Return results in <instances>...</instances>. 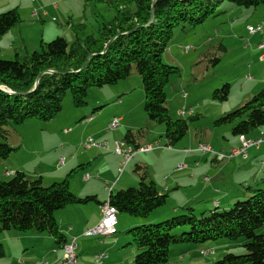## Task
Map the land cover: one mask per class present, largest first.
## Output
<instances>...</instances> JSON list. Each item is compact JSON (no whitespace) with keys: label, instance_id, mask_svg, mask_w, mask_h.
Wrapping results in <instances>:
<instances>
[{"label":"trees","instance_id":"1","mask_svg":"<svg viewBox=\"0 0 264 264\" xmlns=\"http://www.w3.org/2000/svg\"><path fill=\"white\" fill-rule=\"evenodd\" d=\"M221 1L87 0L83 12L89 2H103L114 11L113 18L99 24L97 35L80 36L79 33L87 29L83 19L67 22L75 34L73 41L67 42L58 35L48 42L41 41L39 48L31 52L16 53L14 59L0 57V160H6L19 148L9 143L8 138L15 131L12 127L8 129L9 126L20 125L28 119L54 118L61 111L67 94L75 107H83L90 88L117 84L133 71L141 78L147 120L164 126L168 146L176 144L186 135L189 121L198 114L181 115L179 109L180 117L173 118L169 114L164 87L169 77L179 74L180 69L163 63L162 54L171 42L174 29L198 26L218 14L216 6ZM226 1L243 7H256L264 2ZM31 16L41 20L40 12ZM21 21L16 7L1 12L0 40ZM219 49L224 52V45L220 44ZM219 60L215 57L213 62ZM229 89V84L225 83L212 96L226 100ZM225 124L233 125L232 133L238 136L264 126V86L241 106L214 121L215 126ZM144 133L147 129L143 127L137 132L128 130L122 140L134 145ZM81 166L72 168L62 180L50 184H45L41 176L29 177L21 170L9 174L12 175L9 180L0 178V235L5 231L45 233L63 248L70 240L67 241L60 230L55 212L69 205L102 203L95 195L78 197L70 190V179ZM134 171L138 184L111 191L108 197L118 213H126L143 223L127 230L131 241L121 247L134 249L132 264H167L173 245L202 246L218 239L240 237L246 238L245 253L228 252L210 264H264V233H257L264 224V188L246 186L245 200L235 201L227 210H218V205H214V209L197 213L187 206L171 218L158 222L161 218L153 217L167 202V194L160 192L148 178L147 167L136 164ZM3 255L0 245V256Z\"/></svg>","mask_w":264,"mask_h":264},{"label":"rangeland","instance_id":"2","mask_svg":"<svg viewBox=\"0 0 264 264\" xmlns=\"http://www.w3.org/2000/svg\"><path fill=\"white\" fill-rule=\"evenodd\" d=\"M6 1L7 0H0V4H4ZM13 1L16 3L20 1V5H18L19 9L17 10L22 21L1 38V58L14 59L16 53L20 55L24 54L23 42L30 45L37 37L40 38L43 32L41 30L44 25L51 26V30L56 28L61 29L59 31V36H63L67 42L74 40L75 34L72 30L64 31L67 24V15H65L66 19L61 18V21H58V23L46 21L45 24L41 25L37 18L30 16L32 6L35 4L33 0ZM71 1L76 2L77 0ZM85 2H87V0H81L77 7L74 4L70 6L73 8V12L79 14L87 25V29L79 33L81 37L88 34L97 35V27L102 20H110L114 16V11L103 2L90 3L83 15L81 5H84ZM65 11H67V8ZM0 12H3V10H0ZM216 13L218 14L207 18L198 26H186L184 29L179 27L174 29L171 42L162 54L163 63L176 65L180 69L179 74H172L169 77L168 83L164 87L166 93V107L169 110V114L173 118L180 117L177 110L182 107L187 109L191 107L195 114H198L197 118L189 121V128L186 135L176 144L172 145L174 150L177 149L180 142L184 143L185 146H188L186 144H189L192 140H198L197 135H199L203 141L213 140L212 143L214 144V142L219 140V145L220 143H223L221 137L222 133H232L233 125L225 124L215 126L214 121L225 113L238 108L251 97L247 96L244 99V95L249 89L248 87L243 89V86L253 73L259 72L261 69V62L259 61L257 54V58L254 56L253 49L260 46L258 43H264V2L256 7H243L235 6L230 2L223 0L216 6ZM258 25L262 26L261 33L257 32L251 34L248 31L249 26L257 27ZM52 32L53 31L48 29L44 31L45 42L58 36L55 34L52 37H48ZM220 44L224 45V52L219 49ZM37 48H39V45L35 47V49ZM31 50L33 49H29V52H31ZM215 57L220 58L217 63L213 62ZM250 65H252L251 69H249ZM225 83H228L230 88L228 98L221 101L217 98H213V92L216 89H220ZM118 92H123L124 95H120ZM184 92L187 93L186 98L182 97ZM119 98L124 99L123 104H117ZM143 100L144 96L141 78L135 71H133L126 80H121L117 84L105 85L100 88H90L86 97L87 104L83 107H75L69 94H67L63 100L61 111L54 118L47 121L28 119L20 125L8 127V129L11 127L15 128V131H13L8 138L9 143L12 146H18L19 148L12 152L11 157L8 158L6 163H4L6 160H0V178L2 180L10 178L12 175H5L4 171L5 169H15L14 165L16 164H23V168L28 175L32 174L33 168L37 165L45 167L49 164V166L52 167L53 153L59 149L61 144L64 145L66 142L68 143L67 147H77V145L80 146L81 142V149H83V143L88 137H95L98 139V137L93 135V129H99L101 131L105 130L107 117L112 116L116 111L122 116L126 113V121L137 124V127L133 125L136 132L140 126L147 129L148 138L156 140V142L152 141L151 143L154 148H165L164 144L167 142L163 135L164 126L156 123L151 125L147 120L143 109ZM90 115L93 117V121L87 122V117ZM65 128H71L72 132L65 134L66 132H63ZM118 128L106 132L114 134V132L118 131ZM125 132L126 131H124V133ZM209 144H211V142ZM213 144L211 146H213ZM138 146L141 145H136L135 147ZM78 152L79 150L76 148H71L68 149L67 153L63 154L72 153L78 155ZM207 157H209V159L203 161V164L206 162L210 165L212 163V157L209 155ZM102 162L103 158L96 159L95 161V163ZM135 165L134 162H131L126 169L124 168L125 170L122 169L123 173H118L117 171V176L121 177L124 174L123 181H125L130 177L128 176L129 170L132 172ZM212 168L216 169L217 165ZM78 172H81L78 174L79 176L77 175ZM86 172L90 174L91 171L86 169L76 170L70 179V185L74 191L76 190V192H79L78 194L82 192L81 189H84L83 185H79L81 184V181L78 177L81 175L82 180V176ZM212 174L213 171L206 173L209 177ZM229 174L232 176H238V174L235 175L231 170H229ZM92 179L96 180L97 178H91L90 185H97ZM45 180V184H50L56 181L50 178H46ZM60 180L62 179H59V181ZM105 180L106 179L100 176L99 182L102 183ZM136 185L137 183H127L124 187L116 190L126 189ZM245 187L246 185H244V187L240 186V190L243 191ZM228 188L232 191L228 185L221 186V192L216 193V195L222 196L221 194L228 191ZM234 193L235 190L231 192V195ZM80 197H84V195ZM238 198L239 199L234 198L232 203L227 205H219L217 209L227 210L235 201L245 200L244 196ZM92 205L93 204H90V206ZM166 205L167 204L165 203L164 206L159 208L162 209L166 207ZM69 207H71V205H69ZM209 207H211V209L215 208L214 204H212L208 207L206 206L205 209ZM196 210H198V208ZM65 213L66 212H60L56 216L58 220L63 219V227H66L68 224L67 222L69 221V218ZM117 216L119 217V222L116 225L118 230L116 236H128L126 232L129 228L143 224H134L125 229H121V219L138 218L129 216L126 213H118ZM171 217L172 216L169 215L158 222ZM178 232H182V230H178ZM4 233H9V231H5ZM19 233V235H23L22 232ZM257 233H264V224L257 230ZM86 239L93 241L103 238L102 236L91 235L87 236ZM128 241L130 242L131 240ZM245 242V237H240L236 240L218 239L203 244L201 247H204L209 254L200 255L199 257L207 258V264H210V262L222 258L223 255L228 252L233 254H243L245 253V248L243 247ZM9 244L10 241H8L7 245ZM124 244L125 241H122V243L119 244L118 249H121ZM0 259L4 260V263L1 262V264H16V261H13L10 257L0 256Z\"/></svg>","mask_w":264,"mask_h":264},{"label":"crops","instance_id":"3","mask_svg":"<svg viewBox=\"0 0 264 264\" xmlns=\"http://www.w3.org/2000/svg\"><path fill=\"white\" fill-rule=\"evenodd\" d=\"M80 2L81 0H77L76 2L71 0H36L34 1L35 4L32 6L30 16L34 10L41 8L46 12L45 14H42L41 10H38L41 13V20H38L41 25L45 24L46 21L58 23V21H61V18L66 19L65 15H67L66 22L82 21V18L79 16V14H75V12H73V8L70 7L73 4L77 7ZM53 3L56 4V7L52 6ZM18 5H20V1L16 3L13 0H7L4 2V4H0V10H3L4 12V10L7 8H9L7 10L15 7L19 9ZM66 8L67 11H65ZM81 9L83 10V5H81ZM258 26L261 27L262 31V26ZM47 29L53 31L48 37H52L55 34L60 35L59 31L61 29L56 28L51 30V26L44 25L41 30L43 32L40 38L37 37L36 40L30 45H27L23 42L24 51L35 49V47L39 45L41 41H45L44 31ZM65 30L71 31L70 24H66L64 31ZM258 44L264 43L261 42ZM262 50L263 49H260L259 47L253 49L254 56L256 57L257 54V57L261 62V69L259 72L253 73L250 76V79H248L244 84L243 89L246 87L249 89L244 95V99L247 96H252L264 86V61H261L259 57L261 52L263 54ZM251 68L252 65L249 66V69ZM118 93L120 95H124L123 92ZM123 103L124 99L119 98L117 104ZM188 109H191V107ZM193 114H195L194 111ZM114 116H118L121 119L120 125L118 126L119 128L117 127L118 131L114 132V134H111L106 131H110L108 130V123ZM92 121L93 117L91 116V119L87 120V122ZM106 122L107 125L105 130L101 131L99 129H93V135L98 137V139L95 137V139L93 137L92 138L97 142H105L107 148L100 149L96 147H90L88 149H84L83 146V149H81V142L80 146L77 145V147H67L68 143L65 142L64 145L61 144L59 149L53 153L52 167L49 166V164H47L45 167L37 165L33 168L32 174L27 175L33 178L41 176L43 182L46 181V178L59 181V179H63L67 172L72 168L82 165L78 170L86 169L91 171V177L88 180L84 179V176L89 174L87 172L83 174L82 180L81 175L78 177L81 181V184L79 185L84 186V189H81L82 192H80V194H78L79 192H76V190L74 191L71 185L70 190L77 196L79 195V197L82 195H95L100 202H104L108 199L109 193L111 191L115 192L116 189L124 187V185H127V183L138 184L139 178L134 169L132 172L128 169V176L130 177L125 181H123L124 174L121 177L117 176V171L118 173H123V170H125L131 162H134L135 164L147 167L148 178L154 181L157 189L160 192L167 194L166 207L159 209L154 215V219H162L168 217L169 215H176L187 206L193 207L195 212H199L202 210L208 211L206 209H211V207L206 209L205 207H208L212 204H216L218 207L219 205H227L232 203L234 198L238 199V197L245 195L244 191L240 190V186L244 187V185H246L252 186V188H264V141L258 147L249 148L245 158L241 156H233L230 159L216 162L213 153H204L197 148L199 143H205L211 146L213 144V140L203 141L200 136L197 135L198 140H192L189 144H186L188 146H185L184 143L180 142L177 146V149L175 150L172 148V146H170L171 148H168L166 143L164 146L167 149H160L159 147L153 148L146 152H137L133 159L127 162L124 167L125 169L121 170V157L114 152V143L116 141H121L124 134L128 130L135 131L134 126L137 127V124L126 121V113H124L122 116L118 111L113 113L112 116H108ZM153 124L154 123H151V125ZM141 127L142 126H140V128ZM65 129L63 130L64 133L66 132L65 134L72 132L71 128ZM124 131L126 132L124 133ZM260 132H264V126L254 129L246 136L249 138H255ZM221 137L223 139V143H220L219 145L220 141L217 140L214 142L213 146H211L212 148L216 147L214 148V151L229 152L233 148L238 147L240 144L239 136L234 133L223 132ZM152 141L156 142V140H151L148 138L147 132L143 134V137L140 136L135 141L134 145L149 144L152 143ZM210 142L211 144H209ZM71 148H76L79 150L78 155H74L72 153L63 154L67 153L68 149ZM208 155L212 157V163L210 165L212 167L217 165L216 169L212 168L206 162L203 164V161L209 159V157H207ZM61 156L64 157V163L62 165H57L59 157ZM10 157L11 155L8 158ZM8 158L6 161H4V163L7 162ZM101 158H103L102 163H95L96 159ZM179 164L183 165V167L180 169H178ZM23 167V164H16L14 165L15 169H5L4 173L5 175L9 176V174H12L16 170L25 172ZM229 170L233 171L235 175L238 174V176H232L229 174ZM211 171H213V174L210 177L206 175V173ZM79 173L81 172H78L77 175ZM100 176L106 179L102 183L99 182ZM206 177L208 178L207 180L205 179ZM91 178H97L96 180L92 179L93 182L97 183V185H90ZM226 185H228L232 191L235 190V193L231 195L232 191H230L228 188V191L221 194L222 196H217L216 193L221 192L220 187ZM90 204L93 205L90 206ZM197 208L198 210H196ZM57 212H66L65 214L69 218L66 227H63V219L59 218L60 220H58L56 218V220L59 224L60 230L66 236L67 241L71 240L73 237L76 238L77 264H93L94 255L100 251L106 254L103 264H132L135 254L134 249L131 246L118 249V246L120 243H122V241L128 243V236H116L117 233L114 235H97L102 236L103 239L89 241L86 239L87 236L83 235L86 229L98 224L101 217L100 204L92 202L88 204L71 205V207L67 206L56 211L55 216H57ZM116 218L117 225L119 222V217L116 215ZM139 223H142V221L138 219H121V229H125L130 225ZM19 234V232L15 231L1 233L0 245L2 251L4 252L3 257H10V259L16 261V264H28L34 262L35 260L42 259L55 263L62 257V246L55 243L51 236L45 233L37 234L34 232H22L23 235ZM8 241H10L9 245H7ZM202 248L204 247L188 243L173 245L170 249V258L167 264H207V258L199 257ZM1 262L4 263V260L0 259V264Z\"/></svg>","mask_w":264,"mask_h":264},{"label":"built area","instance_id":"4","mask_svg":"<svg viewBox=\"0 0 264 264\" xmlns=\"http://www.w3.org/2000/svg\"><path fill=\"white\" fill-rule=\"evenodd\" d=\"M56 4H53L55 6ZM45 11H42V14H45ZM32 15H39L38 10H34ZM248 30L251 34L257 33V32H262L261 27H253L249 26ZM260 49H264V44H259ZM260 60L264 61V52L263 54H260ZM183 98L187 97V93L184 92ZM178 113L181 115H189L193 113V110L190 109L188 110L185 107H182L178 110ZM91 117L87 120H90ZM120 117L114 116L111 118L110 122L108 123V130H113L116 129L120 125ZM239 140L240 144L238 147L233 148L229 152H219V151H214V149L205 143H199L198 149H200L203 152H210L214 154L216 162H220L226 159H230L233 156H241L244 158V156H247V150L251 147H258L263 141H264V133H260L258 137L256 138H249L246 135H239ZM84 148L88 149L90 147H96V148H107V145L105 142H97L95 141L92 137H88L84 143H83ZM154 146L153 144H145L141 145L138 147H135L131 143H128L124 140L121 141H116L114 143V152L118 154L121 157L120 161V166L121 170L124 169L125 165L127 162H129L137 152H146L151 149H153ZM168 148H171L168 146ZM64 163V157H59L58 164L62 165ZM183 165L179 164L178 169L182 168ZM91 177L90 174H86L84 176V179L88 180ZM206 180L208 179L207 177L205 178ZM100 212H101V217L97 225L88 228L84 231L83 234L85 233H90V232H98V231H107L108 228L116 227V222H117V209L115 206L111 205L109 202V199L105 200L100 204ZM76 238L73 237L69 242L64 244L63 246V254L62 257L56 261L55 263H51L48 260H35L32 263L28 264H77V260L75 259V250H76ZM212 252V251H210ZM206 255L209 254L207 250L202 249L200 251V255ZM106 257V254L104 252H99L96 253L93 257V264H103V260ZM26 264V263H25Z\"/></svg>","mask_w":264,"mask_h":264},{"label":"bare ground","instance_id":"5","mask_svg":"<svg viewBox=\"0 0 264 264\" xmlns=\"http://www.w3.org/2000/svg\"><path fill=\"white\" fill-rule=\"evenodd\" d=\"M90 117H88V119ZM245 157L246 156H244V158ZM116 233H117L116 227H112V228H108L107 231L90 232V233H85L83 235H85V236H91V235H114ZM76 258H77V253H76V250H75V259Z\"/></svg>","mask_w":264,"mask_h":264},{"label":"water","instance_id":"6","mask_svg":"<svg viewBox=\"0 0 264 264\" xmlns=\"http://www.w3.org/2000/svg\"><path fill=\"white\" fill-rule=\"evenodd\" d=\"M108 46V44L106 45V47ZM84 66V65H83Z\"/></svg>","mask_w":264,"mask_h":264}]
</instances>
